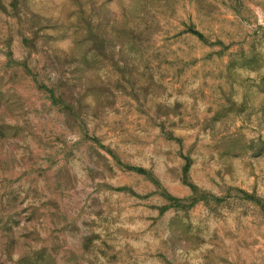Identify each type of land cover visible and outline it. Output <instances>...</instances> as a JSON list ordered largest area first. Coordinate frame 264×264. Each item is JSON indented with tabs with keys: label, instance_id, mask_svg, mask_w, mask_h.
Here are the masks:
<instances>
[{
	"label": "rangeland",
	"instance_id": "1",
	"mask_svg": "<svg viewBox=\"0 0 264 264\" xmlns=\"http://www.w3.org/2000/svg\"><path fill=\"white\" fill-rule=\"evenodd\" d=\"M0 264H264V0H0Z\"/></svg>",
	"mask_w": 264,
	"mask_h": 264
}]
</instances>
